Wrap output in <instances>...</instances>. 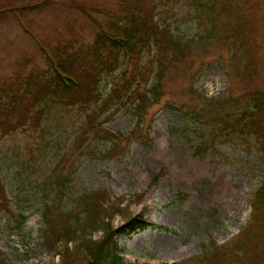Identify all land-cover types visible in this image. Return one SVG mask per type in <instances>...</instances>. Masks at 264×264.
<instances>
[{
    "label": "rangeland",
    "instance_id": "rangeland-1",
    "mask_svg": "<svg viewBox=\"0 0 264 264\" xmlns=\"http://www.w3.org/2000/svg\"><path fill=\"white\" fill-rule=\"evenodd\" d=\"M205 2V9L199 11L191 0H0V11H6L0 16V90H16L30 76L45 77L47 54L58 48L86 53L96 34L113 21L124 26L156 21L162 27L170 25L187 39L201 36L212 24L218 33L211 41L198 42L183 60L170 64L163 79L164 96L143 113L141 125L133 97L112 105L102 115L104 129L123 138H132L131 133L139 130V136L123 141L114 156L109 153L111 141L93 139L90 148L75 157L70 194L62 202L65 211L74 209L77 194L105 190L116 206L121 205V213H114L111 219L115 228L125 224V217L139 214L153 225L116 239L125 264H192L206 251L211 253L212 247L231 245L248 225L254 195L264 184L263 147L254 136H220L212 150L197 154L202 137L214 134L211 119L235 112L238 97L250 92L264 95V0ZM32 5L41 7L27 10ZM225 5L233 13H224ZM242 23L256 26L254 56L249 63L246 56L244 59L245 65L253 64V80L246 78L243 58L236 54L239 46L232 43L236 35L242 38ZM236 30L240 33L235 34ZM158 51L153 47L151 53L144 52L140 63L124 59L117 71L104 75L102 98L112 96L113 89L130 79L136 66L151 67ZM217 78L226 85L225 90L208 99L198 89L202 82L211 86ZM155 82L154 73L150 86ZM148 86L140 84L139 89ZM82 110L54 106L43 133L18 130L0 140V186L5 187L12 212L0 213L3 264H87L77 256L63 259L62 254L74 248L73 244L70 249L63 246L60 251L47 252L42 220L49 196L47 181L53 180L51 171L60 155L70 153L89 113ZM190 113H201L204 119L190 118ZM225 174L237 179L240 190L238 196L223 201L211 188ZM155 175L160 179L152 185ZM51 197L58 206L60 196ZM22 215L27 221L18 229ZM100 237L94 235L96 240ZM255 251L263 259L259 264H264V243L256 245Z\"/></svg>",
    "mask_w": 264,
    "mask_h": 264
},
{
    "label": "trees",
    "instance_id": "trees-1",
    "mask_svg": "<svg viewBox=\"0 0 264 264\" xmlns=\"http://www.w3.org/2000/svg\"><path fill=\"white\" fill-rule=\"evenodd\" d=\"M50 1V0H47ZM199 11L205 9L206 0H191ZM231 2V0H227ZM44 6L46 4H43ZM42 5V6H43ZM41 5L29 7L27 10L39 8ZM26 9V8H25ZM233 13L228 5L224 6V13ZM6 11L1 10L0 16ZM21 15V13H18ZM22 16V15H21ZM150 21V20H149ZM143 21L131 23L129 26L120 25L113 21L107 29L96 34L93 46L86 53L68 52L67 48H58L47 54L49 68L44 73L47 75L40 79L30 76L20 83L16 90H0V140L7 134L18 130L32 132H44L45 119L51 113L54 106L64 108H82L85 121L76 134L70 153L60 155L56 166L51 171L53 180L47 181L46 189L49 196L43 208L42 220L46 226L43 244L47 252L53 253L66 246L70 249L62 254L63 259L70 260L81 257L87 264H125L122 258L123 249L117 242L119 236H133L152 227V224L142 214L128 216L125 224L115 228L112 223L114 213L120 211V202L112 201L109 192L94 191L81 192L75 196L73 210L65 211L62 202L70 194V186L74 174L75 157L85 149L90 148L93 139L107 140L112 142L109 151L114 156L123 141H130L133 136H139L140 131H133L132 138H123L121 135L112 133L103 128L102 115L112 105L125 103L130 97L134 100L135 114L138 124L143 123V113L153 105L159 104L163 95V79L170 68V64L183 60L191 53L199 42L211 41L218 37L213 31V24L208 31H202L201 36L191 39L184 38L180 33H175L170 25L162 27L157 22ZM211 23V21H210ZM242 38L236 35L232 43L239 46L236 54L243 58V65L247 69L246 78L254 79L253 64L245 65L244 59L249 63L250 57L254 56L253 29L249 23H242ZM236 30L235 34H239ZM156 47L158 55H153L151 67H138L130 79L123 80L113 89V95L102 98L100 85L103 76L114 73L125 59L126 62L138 59L140 63L144 52L151 53ZM243 54V55H242ZM246 61V62H247ZM155 66V72L153 67ZM155 73L156 82L150 86L149 80ZM140 84L148 86L147 89H139ZM13 91V92H12ZM220 103L221 100H218ZM238 112L210 120L214 126L212 137H202L197 154L207 153L215 147L220 136H254L262 144L264 154V95L260 92H250L235 101ZM226 107V106H225ZM224 107V108H225ZM223 108V109H224ZM50 112V113H49ZM190 118L204 119L201 113H190ZM147 137V136H146ZM55 175L56 177H54ZM160 177L155 175L152 185H156ZM60 196L58 206H55L51 195ZM116 208V209H115ZM10 211L4 186H0V213ZM27 217L21 216L18 229H20ZM161 229H163L161 227ZM100 234L99 240L94 238ZM264 243V184L261 185L252 201V217L245 230L238 235L231 245L215 249L211 253L205 252L199 259L193 260L192 264H229L231 261L246 262L254 260L262 263L263 259L255 251V246ZM6 262V258L0 252V263Z\"/></svg>",
    "mask_w": 264,
    "mask_h": 264
},
{
    "label": "bare ground",
    "instance_id": "bare-ground-1",
    "mask_svg": "<svg viewBox=\"0 0 264 264\" xmlns=\"http://www.w3.org/2000/svg\"><path fill=\"white\" fill-rule=\"evenodd\" d=\"M239 190L240 183L237 179L227 176V174L214 181L211 188V192L214 196L223 201L238 196Z\"/></svg>",
    "mask_w": 264,
    "mask_h": 264
},
{
    "label": "clouds",
    "instance_id": "clouds-1",
    "mask_svg": "<svg viewBox=\"0 0 264 264\" xmlns=\"http://www.w3.org/2000/svg\"><path fill=\"white\" fill-rule=\"evenodd\" d=\"M209 84L210 82L204 81L202 82V88L198 89L201 90L208 99H213L219 96V94L223 92L226 87L223 81L219 80L218 78L214 82H211V86H209Z\"/></svg>",
    "mask_w": 264,
    "mask_h": 264
}]
</instances>
